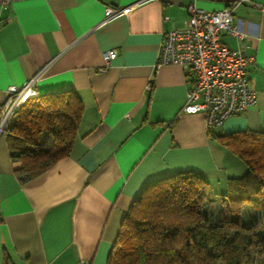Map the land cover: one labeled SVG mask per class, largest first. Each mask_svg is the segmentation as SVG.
<instances>
[{"label": "crops", "instance_id": "0c3cea01", "mask_svg": "<svg viewBox=\"0 0 264 264\" xmlns=\"http://www.w3.org/2000/svg\"><path fill=\"white\" fill-rule=\"evenodd\" d=\"M230 8L240 35L221 41L254 57L256 101L209 132L182 110L185 68L156 66L163 34L187 6ZM106 6L126 8L100 24ZM116 49L104 71L103 52ZM39 72V94L72 89L83 112L69 153L30 180L14 174L0 135V264H108L126 211L150 183L195 171L227 191L245 164L217 135L264 131V0H17L0 7V105ZM13 118V117H12ZM234 155V156H233Z\"/></svg>", "mask_w": 264, "mask_h": 264}, {"label": "trees", "instance_id": "16d2710c", "mask_svg": "<svg viewBox=\"0 0 264 264\" xmlns=\"http://www.w3.org/2000/svg\"><path fill=\"white\" fill-rule=\"evenodd\" d=\"M32 98L37 101L13 115L5 133L14 174L22 183L69 153L83 112L72 89ZM217 138L247 168L227 180L226 193L215 200L218 212L205 208L214 199L200 173L162 177L126 211L108 264H264V224L243 220L246 204L264 208V131Z\"/></svg>", "mask_w": 264, "mask_h": 264}, {"label": "built area", "instance_id": "2783aa9c", "mask_svg": "<svg viewBox=\"0 0 264 264\" xmlns=\"http://www.w3.org/2000/svg\"><path fill=\"white\" fill-rule=\"evenodd\" d=\"M17 0H0L7 8ZM245 0H234L241 3ZM126 8L106 6L100 24L122 14ZM187 20L182 28L166 31L160 44L156 66L177 64L185 68L189 87L182 110L203 113L207 130L221 126L227 118L246 112L256 101L250 87L247 68L254 57L243 48L232 49L221 41L223 33L240 35L230 8L206 11L189 4ZM116 49L103 52L104 71L116 57ZM39 72L22 86H9L8 97L0 105V135L5 134L17 109L29 98L39 95L36 82ZM79 264H91L81 259Z\"/></svg>", "mask_w": 264, "mask_h": 264}, {"label": "rangeland", "instance_id": "374dc122", "mask_svg": "<svg viewBox=\"0 0 264 264\" xmlns=\"http://www.w3.org/2000/svg\"><path fill=\"white\" fill-rule=\"evenodd\" d=\"M36 101H37L36 98H30L29 101H27L26 103H23L15 112L14 117L17 114H20L21 112L26 110L27 106H29L30 103L36 102ZM244 166L246 167V165ZM222 190L223 188L218 186L217 182L212 181L208 184V196L209 198L214 199V203L205 206L208 213L215 214L218 212L219 205L217 204V202H215V200L219 198L221 193H223ZM243 220L245 224H249L253 221L264 224V208H254L246 204L243 208ZM253 260H254V263L260 261V259H256V258H253Z\"/></svg>", "mask_w": 264, "mask_h": 264}]
</instances>
